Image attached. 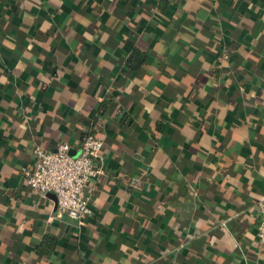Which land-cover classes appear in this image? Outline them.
<instances>
[{
    "label": "crops",
    "instance_id": "crops-1",
    "mask_svg": "<svg viewBox=\"0 0 264 264\" xmlns=\"http://www.w3.org/2000/svg\"><path fill=\"white\" fill-rule=\"evenodd\" d=\"M86 132L105 174L54 218L21 169ZM263 193L264 0H0V264H264Z\"/></svg>",
    "mask_w": 264,
    "mask_h": 264
},
{
    "label": "built area",
    "instance_id": "built-area-1",
    "mask_svg": "<svg viewBox=\"0 0 264 264\" xmlns=\"http://www.w3.org/2000/svg\"><path fill=\"white\" fill-rule=\"evenodd\" d=\"M103 140L93 133H85L75 154H70L67 142H59L54 149L33 146L31 163L21 169L22 180L40 195L55 196L52 217L65 215L78 220L90 211L93 181L105 174L101 149ZM256 239L264 246V193L258 203Z\"/></svg>",
    "mask_w": 264,
    "mask_h": 264
},
{
    "label": "trees",
    "instance_id": "trees-1",
    "mask_svg": "<svg viewBox=\"0 0 264 264\" xmlns=\"http://www.w3.org/2000/svg\"><path fill=\"white\" fill-rule=\"evenodd\" d=\"M158 5L161 8H164L166 5H168V0H158ZM143 57L144 56H143L142 53L137 52V51H134V53L131 56V59L133 61V59L137 58L138 63H139L140 62L139 58L142 59ZM131 59H130V62H131ZM132 65L135 66V64H132ZM86 133H88V132H86ZM90 133H92V132H90ZM53 246H54V240L52 238H47V239H45V241L40 242L37 245V248L36 249L38 251H41V252H48L49 250H51L53 248Z\"/></svg>",
    "mask_w": 264,
    "mask_h": 264
},
{
    "label": "water",
    "instance_id": "water-1",
    "mask_svg": "<svg viewBox=\"0 0 264 264\" xmlns=\"http://www.w3.org/2000/svg\"><path fill=\"white\" fill-rule=\"evenodd\" d=\"M46 195H48L50 198H52V200H53L54 203H55V196H54L53 193L48 192V193H46Z\"/></svg>",
    "mask_w": 264,
    "mask_h": 264
}]
</instances>
